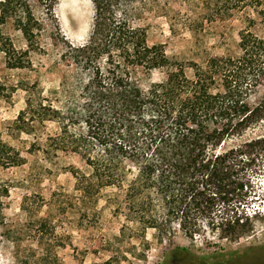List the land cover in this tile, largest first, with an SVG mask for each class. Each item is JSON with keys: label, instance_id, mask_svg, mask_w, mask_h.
<instances>
[{"label": "trees", "instance_id": "obj_1", "mask_svg": "<svg viewBox=\"0 0 264 264\" xmlns=\"http://www.w3.org/2000/svg\"><path fill=\"white\" fill-rule=\"evenodd\" d=\"M34 1L56 22L53 35L61 36L55 17L61 0H0V51L9 69L27 68L30 54L41 48L43 24ZM90 1L88 42L66 43L62 55L79 79L62 83L49 104V121L59 125L53 150L80 155L90 168L89 175L75 174L77 190L97 200L107 189H124V198L109 199L116 214L151 228L162 218L167 229L177 224L193 237L206 222L212 234L243 237L252 226L240 209L249 196L240 157L261 154L264 134L237 142L264 131V97L252 103L264 88V36L252 32L264 25V0H206L225 19L248 13V29L236 55L194 64L192 78L162 46L148 47L145 32L134 26L142 12L154 10L155 0ZM8 24L22 33L26 50L7 36ZM164 69L166 78L154 82L153 73ZM159 203L164 217L156 211Z\"/></svg>", "mask_w": 264, "mask_h": 264}, {"label": "rangeland", "instance_id": "obj_2", "mask_svg": "<svg viewBox=\"0 0 264 264\" xmlns=\"http://www.w3.org/2000/svg\"><path fill=\"white\" fill-rule=\"evenodd\" d=\"M155 1L154 10L142 12L134 26L145 32L148 47L162 46L188 78L194 64L238 53L248 13L225 19L206 0ZM32 4L43 24L41 48L30 54L27 68L17 70L7 67L0 51L5 88V96L0 94V264H264V151L256 158L240 157L249 195L240 209L251 217L252 230L236 240L210 233L206 222L189 237L177 224L167 229L162 218L155 228L128 221L109 203L124 198L120 187L103 191L97 200L84 199L77 177L89 175L90 168L80 155L53 150L59 125L49 121V104L62 83L79 79L62 55L68 43L88 42L94 7L90 0H61L55 8L58 38L53 35L56 22L37 2ZM252 32L264 36V25ZM5 33L18 49H27L11 24ZM167 72L155 71L153 81L164 80ZM263 97L261 88L252 103ZM255 134L237 144L264 131ZM156 211L164 217L162 204Z\"/></svg>", "mask_w": 264, "mask_h": 264}]
</instances>
